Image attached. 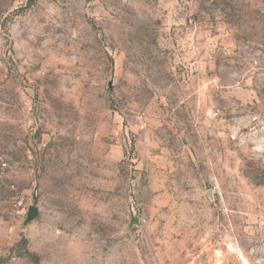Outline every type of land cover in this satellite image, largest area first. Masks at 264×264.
<instances>
[{"label": "rangeland", "instance_id": "1", "mask_svg": "<svg viewBox=\"0 0 264 264\" xmlns=\"http://www.w3.org/2000/svg\"><path fill=\"white\" fill-rule=\"evenodd\" d=\"M0 264H264V0H0Z\"/></svg>", "mask_w": 264, "mask_h": 264}, {"label": "water", "instance_id": "2", "mask_svg": "<svg viewBox=\"0 0 264 264\" xmlns=\"http://www.w3.org/2000/svg\"><path fill=\"white\" fill-rule=\"evenodd\" d=\"M36 214H37V208H36V206L31 205L28 208L27 216H26V219H25L24 223H27V222L31 221L36 216Z\"/></svg>", "mask_w": 264, "mask_h": 264}]
</instances>
